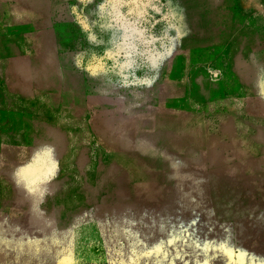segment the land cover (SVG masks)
<instances>
[{
    "label": "rangeland",
    "instance_id": "374dc122",
    "mask_svg": "<svg viewBox=\"0 0 264 264\" xmlns=\"http://www.w3.org/2000/svg\"><path fill=\"white\" fill-rule=\"evenodd\" d=\"M0 264H264V0H0Z\"/></svg>",
    "mask_w": 264,
    "mask_h": 264
}]
</instances>
